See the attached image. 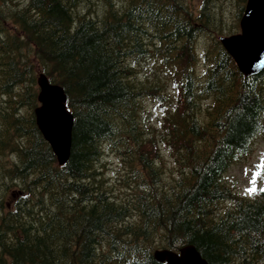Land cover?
<instances>
[{"label":"trees","instance_id":"1","mask_svg":"<svg viewBox=\"0 0 264 264\" xmlns=\"http://www.w3.org/2000/svg\"><path fill=\"white\" fill-rule=\"evenodd\" d=\"M89 1L0 0V264H162L187 244L264 264V191L224 177L264 131V69L243 76L218 41L246 0ZM37 70L74 117L64 166L35 124Z\"/></svg>","mask_w":264,"mask_h":264},{"label":"water","instance_id":"2","mask_svg":"<svg viewBox=\"0 0 264 264\" xmlns=\"http://www.w3.org/2000/svg\"><path fill=\"white\" fill-rule=\"evenodd\" d=\"M241 33L219 40L245 76L264 69V0H247L240 19ZM40 106L34 109L36 125L44 140L62 165L69 156L72 140L73 115L66 107L63 89L50 85L44 74L38 75ZM156 261L164 264H208L193 245L183 246L178 252L161 249L153 253Z\"/></svg>","mask_w":264,"mask_h":264},{"label":"rangeland","instance_id":"3","mask_svg":"<svg viewBox=\"0 0 264 264\" xmlns=\"http://www.w3.org/2000/svg\"><path fill=\"white\" fill-rule=\"evenodd\" d=\"M14 1L19 2V0ZM88 3L97 9V5H94L93 0ZM230 21L232 24L235 23L232 16ZM6 25L8 29H12L9 23ZM148 107L154 115L159 114L157 106L150 104ZM103 166L110 176H114V171L116 172L119 167L113 153L108 152ZM224 175L229 185L231 184V188L244 196H251L264 188V131L254 139L245 156L229 164ZM253 188L255 191L249 194V191Z\"/></svg>","mask_w":264,"mask_h":264},{"label":"bare ground","instance_id":"4","mask_svg":"<svg viewBox=\"0 0 264 264\" xmlns=\"http://www.w3.org/2000/svg\"><path fill=\"white\" fill-rule=\"evenodd\" d=\"M96 19V18H95ZM15 51H17V50H15ZM37 80H38V76H36V87H37V90L39 91V85H38V82H37ZM48 80V83L50 84V85H56V86H59V87H61L62 89H63V87L60 85V84H57V83H53V82H51L49 79H47ZM64 90V89H63ZM37 126V125H36ZM16 127V126H15ZM33 129V128H32ZM37 129H38V127H37ZM39 130V129H38ZM26 133V132H25ZM12 136V135H11ZM71 136H72V133H71ZM1 139V138H0ZM2 141V140H1ZM26 143V142H25ZM10 145V144H9ZM51 148V147H50ZM71 148V147H70ZM52 150V149H51ZM1 152V151H0ZM52 152H53V154H54V156H56L55 155V153H54V151L52 150ZM17 154V153H16ZM69 155H70V151H69ZM68 158H69V156L67 157V159H66V161H65V163L64 164H62V165H59L58 163H57V160H56V157H55V160H56V163H57V165L58 166H64L66 163H67V161H68ZM7 163H12V161L10 160V159H8L7 160ZM4 171V170H3ZM25 180V179H24ZM11 262V261H10Z\"/></svg>","mask_w":264,"mask_h":264},{"label":"snow or ice","instance_id":"5","mask_svg":"<svg viewBox=\"0 0 264 264\" xmlns=\"http://www.w3.org/2000/svg\"><path fill=\"white\" fill-rule=\"evenodd\" d=\"M255 191V189L253 188V189H251L250 191H249V194H251L252 192H254ZM260 191H264V188H261L260 189Z\"/></svg>","mask_w":264,"mask_h":264}]
</instances>
